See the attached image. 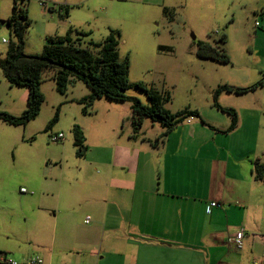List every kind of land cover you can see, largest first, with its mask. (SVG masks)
<instances>
[{"label": "rangeland", "instance_id": "obj_1", "mask_svg": "<svg viewBox=\"0 0 264 264\" xmlns=\"http://www.w3.org/2000/svg\"><path fill=\"white\" fill-rule=\"evenodd\" d=\"M235 1L51 0L48 4L53 9H49L38 0H23L31 19L24 51L41 54L47 37L65 35L70 29L89 33L81 35L85 47L90 41H103L113 29L120 33V58L128 56L130 61L132 86L128 95L148 104L146 92L135 86L141 82L164 97L169 95L163 106L172 112L197 109L202 117L224 124L229 114L215 106L216 90L222 85L245 87L264 79L261 12L238 14L239 5L232 11ZM13 4L14 0H0L1 20L10 19ZM165 7L170 10L168 14ZM224 34L225 41H221ZM200 40L223 48L230 60L200 57L197 54ZM15 41L13 28L0 25V58L6 57L10 43ZM53 73L47 70L43 74L41 90L45 101L34 119L25 125H12L0 119V252H8L29 233L31 227L26 220L34 218L36 205L43 202L54 205L51 195L43 196L49 191L47 167L59 168L61 160L66 159L67 170L77 171L85 163L88 151L78 156L74 125L83 128L86 143L92 147L91 143L103 144L118 138L114 130L132 112L131 101L107 97L95 99L84 112L85 104L80 100L91 94L89 86L75 79L66 93H60ZM27 98L28 88L10 84L0 68V112L21 115L28 106ZM216 98L220 105L234 109L232 104L238 103L257 107L248 137L253 149V168L257 160L264 164V81L246 93L224 90ZM164 130L162 123L145 117L140 134L156 140ZM59 132L65 134V139L52 141L50 135ZM21 187L29 192L22 193ZM35 195L40 198L30 199ZM51 223L46 222V228L49 224L52 227Z\"/></svg>", "mask_w": 264, "mask_h": 264}, {"label": "crops", "instance_id": "obj_2", "mask_svg": "<svg viewBox=\"0 0 264 264\" xmlns=\"http://www.w3.org/2000/svg\"><path fill=\"white\" fill-rule=\"evenodd\" d=\"M235 6L238 14L260 11L264 27V0ZM232 106L239 121L230 132V115L224 124L190 117L156 140L134 133L131 112L118 138L91 143L95 152L88 145L79 170H67L66 159L47 167L43 196L54 205H36L29 233L0 253L44 264H264V177L248 137L257 107ZM238 228L241 249L228 242Z\"/></svg>", "mask_w": 264, "mask_h": 264}, {"label": "trees", "instance_id": "obj_3", "mask_svg": "<svg viewBox=\"0 0 264 264\" xmlns=\"http://www.w3.org/2000/svg\"><path fill=\"white\" fill-rule=\"evenodd\" d=\"M22 1L14 0L12 15L9 20H5L6 25L13 28L17 41L11 42L6 57L0 58V68L10 84L28 88V106L19 116L1 111L0 119L3 121L12 125H25L40 113L41 106L45 101L41 90L43 74L47 70H53V78L60 93H66L69 83L75 79L81 80L89 86L91 94L80 100L85 104L84 112L88 105L101 97L131 101L132 125L135 134L139 133L142 128L145 117L165 126L161 139L167 137L178 123L190 117H198L207 123L197 109L172 112L165 108L163 100L169 99L170 96L164 97L157 89L147 88L141 82H137L135 86L146 92L149 103L145 104L138 97L128 95L127 90L132 86L129 79L130 61L128 56L124 59L120 58L118 48L120 33L113 29L103 41H90V45L85 47L81 44V35H89V33L74 32L70 29L65 35L47 37L41 54L25 53V33L31 25V19L28 8ZM164 12L168 14L170 10L165 7ZM0 25H3L1 19ZM225 38L226 34L221 37V41H225ZM161 48H165V46H161ZM197 54L200 57L219 61L230 60L223 48H217L208 41L200 40L198 42ZM263 81L264 79H261L245 87L222 85L216 90L215 106L231 116V123L225 132H230L237 127L239 117L236 109L218 103L216 98L218 93L224 90L237 94L246 93L261 85ZM73 134L74 144L79 148L77 154L84 156L89 150V146L86 143L87 138L83 128L75 124ZM254 171L258 177H264V165L260 164L258 160L255 162Z\"/></svg>", "mask_w": 264, "mask_h": 264}, {"label": "built area", "instance_id": "obj_4", "mask_svg": "<svg viewBox=\"0 0 264 264\" xmlns=\"http://www.w3.org/2000/svg\"><path fill=\"white\" fill-rule=\"evenodd\" d=\"M51 0H38V2L45 7L51 9L52 7L49 6V2ZM50 139L52 141H63L65 139V134L63 132H59L57 134L50 135ZM21 190L23 192H27L28 190L25 187H22ZM220 203L217 201H211L210 206H217ZM90 221V217L86 218V222ZM244 238H245V230L243 228L236 229L229 237L228 242L235 245L236 248L241 249L244 245ZM0 262L5 264H44V259L40 256H32L27 258L24 262H18L13 259H9L6 253H0Z\"/></svg>", "mask_w": 264, "mask_h": 264}, {"label": "water", "instance_id": "obj_5", "mask_svg": "<svg viewBox=\"0 0 264 264\" xmlns=\"http://www.w3.org/2000/svg\"><path fill=\"white\" fill-rule=\"evenodd\" d=\"M2 24H6L5 20H2ZM7 27H9V25H7Z\"/></svg>", "mask_w": 264, "mask_h": 264}]
</instances>
